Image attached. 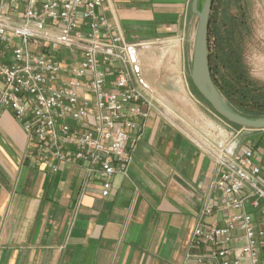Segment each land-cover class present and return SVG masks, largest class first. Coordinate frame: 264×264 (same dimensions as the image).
<instances>
[{"label": "crops", "instance_id": "obj_1", "mask_svg": "<svg viewBox=\"0 0 264 264\" xmlns=\"http://www.w3.org/2000/svg\"><path fill=\"white\" fill-rule=\"evenodd\" d=\"M106 2L110 24L132 46L136 78L148 81L161 112L145 121L128 174L114 175L105 197L100 178L87 179L83 168L37 166L27 156L21 123L4 111L0 264H182L191 250L214 176L205 147L228 138L230 126L192 94L186 64L176 81L161 80L164 69L152 55L165 42L182 46L188 56L194 52V0ZM171 94L180 97L166 96ZM244 136L255 141L260 134Z\"/></svg>", "mask_w": 264, "mask_h": 264}, {"label": "built area", "instance_id": "obj_2", "mask_svg": "<svg viewBox=\"0 0 264 264\" xmlns=\"http://www.w3.org/2000/svg\"><path fill=\"white\" fill-rule=\"evenodd\" d=\"M106 0H0V116L11 111L27 156L53 172L83 168L103 196L127 175L153 111ZM244 131L260 136L245 140ZM214 176L182 264H264V129L205 147ZM207 218L211 220L207 221Z\"/></svg>", "mask_w": 264, "mask_h": 264}, {"label": "trees", "instance_id": "obj_3", "mask_svg": "<svg viewBox=\"0 0 264 264\" xmlns=\"http://www.w3.org/2000/svg\"><path fill=\"white\" fill-rule=\"evenodd\" d=\"M234 1H213L209 32L212 77L234 109L252 118H262L264 83L255 80L249 73L244 52L250 26L244 17L239 19L238 12L231 11ZM191 85L196 94L209 105L192 82ZM232 125L241 128L239 125Z\"/></svg>", "mask_w": 264, "mask_h": 264}, {"label": "rangeland", "instance_id": "obj_4", "mask_svg": "<svg viewBox=\"0 0 264 264\" xmlns=\"http://www.w3.org/2000/svg\"><path fill=\"white\" fill-rule=\"evenodd\" d=\"M235 3L237 5H234ZM232 5L233 6L231 7V11L238 12L239 19L244 17V20H246L250 26V31L245 39L244 52V59L248 66L249 73L251 77H253L255 80L259 81L260 83H264V0H235ZM184 54L185 53L183 47L179 46L175 42H165L156 46V52L152 56L155 57L157 65L162 66L161 69H164L163 75L165 77L161 78V80L176 81L178 79V72L180 71V68L183 67L184 64H186V73L188 76V81L192 94L195 95V97L203 103L205 111H207V113L208 110L212 111L214 115L229 124L230 136L234 132V130H237L238 128L232 125L224 118L220 117L211 108V106L204 102L198 96V94H196L194 89H192L193 87L191 85L190 75L192 68L193 51L189 52V56ZM154 73L156 75V72ZM144 81L148 83L145 78ZM166 96H174V98L180 97L179 94H171ZM188 112H190V115L192 116L198 115L196 114V110L194 109H191ZM253 133L256 132L244 131L243 134L250 136Z\"/></svg>", "mask_w": 264, "mask_h": 264}, {"label": "water", "instance_id": "obj_5", "mask_svg": "<svg viewBox=\"0 0 264 264\" xmlns=\"http://www.w3.org/2000/svg\"><path fill=\"white\" fill-rule=\"evenodd\" d=\"M214 0H194L193 10L199 23L195 39L191 82L211 108L222 118L241 127L264 129V117L252 118L234 109L217 87L210 66L209 32Z\"/></svg>", "mask_w": 264, "mask_h": 264}]
</instances>
